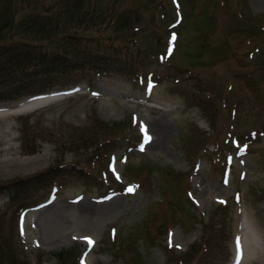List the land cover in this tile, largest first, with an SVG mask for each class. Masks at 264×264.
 I'll list each match as a JSON object with an SVG mask.
<instances>
[{"label":"rangeland","instance_id":"obj_1","mask_svg":"<svg viewBox=\"0 0 264 264\" xmlns=\"http://www.w3.org/2000/svg\"><path fill=\"white\" fill-rule=\"evenodd\" d=\"M43 1L24 15L0 0L1 18L56 10L61 34H103V50L122 46L116 37L127 31L137 60L158 51L162 61L144 62L135 76L73 69L43 104L0 109V180L51 169L33 178L38 185L0 189V229L18 256L28 264H231L240 246L237 264H264V0ZM71 3L82 4L78 24L58 9ZM161 116L169 130L156 148L146 121ZM113 198L90 233L74 215L60 231L45 217L49 204Z\"/></svg>","mask_w":264,"mask_h":264},{"label":"trees","instance_id":"obj_2","mask_svg":"<svg viewBox=\"0 0 264 264\" xmlns=\"http://www.w3.org/2000/svg\"><path fill=\"white\" fill-rule=\"evenodd\" d=\"M17 3H19V6L24 7V15L27 11L25 7L38 5L40 8H44L43 0H12V3L8 6L12 8L13 4L17 5ZM71 4V7H69L70 4H67L68 8L66 9L61 7L58 9H61L64 13L66 12L67 17L70 15L69 21H72L74 17V23L71 25L78 24V21L84 17L81 13L82 4ZM61 6L63 5L61 4ZM13 10H15V7H13ZM13 10L9 11L10 16L12 14L11 17L7 16V19H2L4 13L3 9H0V37L3 38L6 35L3 28L8 30V39H0V101L16 99L28 92L30 87H33L34 90L38 89L37 91L48 89L56 83L57 76L73 69L89 68L105 73L118 72L135 76L138 72L137 67L144 64V62L147 67L146 65L143 67L150 69V66L160 64L162 61V55L158 51H150L149 57L144 62L137 60V57H135L137 50L131 48L127 31L122 33L121 37H116V41H119V45L122 42V46L111 47L110 49L101 47L103 48L101 50L99 49L101 43L105 45L104 42H101V39L108 36L103 34L98 36L96 34V37L92 38L89 34L85 36L79 33L61 34L66 24H63V20L60 21L59 11L49 12L44 10L42 15L33 12L27 14L26 18L20 14L13 18L15 14ZM14 31L37 35V39L32 40L22 36L10 35ZM44 40L57 41V44H61L65 51L55 47L51 48V43L44 42ZM65 40L66 43L63 45ZM91 41L95 42V46L90 44ZM105 124L106 122L103 121L99 127H106ZM96 136L98 139L103 137L100 131L96 132ZM31 150H34V148ZM48 171H51L50 167L32 174V178L29 176L19 177L16 182L15 179L0 180V189L15 188L17 183L31 187L30 180L33 182L34 177L39 176L41 173L47 172L46 174H48ZM41 180L40 178L38 181L33 182L34 185H38ZM20 188L22 186H19V193L21 192ZM228 201V199H224L221 201V205L227 206ZM2 233L0 229V264H28L26 258L18 256L19 252L15 251L13 242H8ZM63 251L65 250L62 249L60 252Z\"/></svg>","mask_w":264,"mask_h":264},{"label":"bare ground","instance_id":"obj_3","mask_svg":"<svg viewBox=\"0 0 264 264\" xmlns=\"http://www.w3.org/2000/svg\"><path fill=\"white\" fill-rule=\"evenodd\" d=\"M50 98V95L36 96L28 99L25 102H22L21 104L15 107H11L8 110H11V112L12 110H25V108H28L30 106L43 104L47 101V99ZM146 123V126L150 128L149 130H153V132L155 133V137H153L151 142L147 145H152L156 148H162L163 140L169 130V124L162 116L149 119L148 121H146ZM4 166L5 165H3V168H5ZM115 201L116 198H113L108 200L107 202H104L103 205L86 199L74 201L71 203L60 202L57 204H49L44 208L45 217L49 218V220L54 224L53 229L60 231V229L62 230L63 228L69 225L68 222H71L69 221V216L72 217L74 215L80 222L79 228L84 232L90 233L93 222L95 219H97L100 214H102V211L104 209L103 207L106 205L110 206L114 204ZM59 235L61 236V234H58V236H53V239L59 238ZM247 242L248 243L246 249L248 250V253L252 254L256 252L257 247L255 236L252 235L250 238L247 239Z\"/></svg>","mask_w":264,"mask_h":264},{"label":"snow or ice","instance_id":"obj_4","mask_svg":"<svg viewBox=\"0 0 264 264\" xmlns=\"http://www.w3.org/2000/svg\"><path fill=\"white\" fill-rule=\"evenodd\" d=\"M175 39V37H173V40ZM169 52H171V49H169ZM134 122H135V118H134ZM141 131L144 132L145 131V128L143 125H141ZM148 137L147 135H145V143H147L148 141ZM141 150H143V145H141ZM128 193H132L134 191V188L133 187H129L127 190H126ZM86 241H87V244L89 245V247H91L93 245V241L91 240V238H85ZM81 264H83V261L81 262Z\"/></svg>","mask_w":264,"mask_h":264},{"label":"water","instance_id":"obj_5","mask_svg":"<svg viewBox=\"0 0 264 264\" xmlns=\"http://www.w3.org/2000/svg\"><path fill=\"white\" fill-rule=\"evenodd\" d=\"M18 104H20V102L18 101V102H16V103H14V104H11V106H16V105H18Z\"/></svg>","mask_w":264,"mask_h":264}]
</instances>
